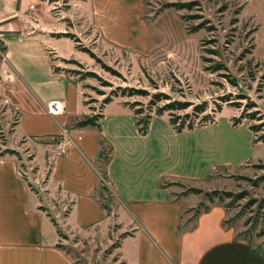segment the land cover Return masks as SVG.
I'll use <instances>...</instances> for the list:
<instances>
[{
	"label": "crops",
	"instance_id": "crops-1",
	"mask_svg": "<svg viewBox=\"0 0 264 264\" xmlns=\"http://www.w3.org/2000/svg\"><path fill=\"white\" fill-rule=\"evenodd\" d=\"M48 17L45 1L0 0L2 59L13 73L0 77V102L17 114L7 143L28 153L35 167L24 172L17 151H0V264H74L56 247L57 230L85 236L110 227L112 215L98 195L103 182L118 199L115 222L128 232L117 247L124 264H264L263 252L224 227L223 207L213 205L184 223L193 197H176L167 184L212 179L217 167L250 160L245 150L211 138L207 127L216 121L178 132L168 116L154 114L142 134L117 97L103 105L99 127L74 126L90 111L79 84L54 71L50 54L68 58L59 43L70 39L52 36ZM52 99L63 101L61 114L46 112ZM61 141L66 150L57 155Z\"/></svg>",
	"mask_w": 264,
	"mask_h": 264
},
{
	"label": "rangeland",
	"instance_id": "rangeland-1",
	"mask_svg": "<svg viewBox=\"0 0 264 264\" xmlns=\"http://www.w3.org/2000/svg\"><path fill=\"white\" fill-rule=\"evenodd\" d=\"M42 1L48 5V20L54 23L50 34L77 40L68 37L74 44L60 41L59 48L68 58L50 56L56 71L79 84L90 115H101L107 97L132 105H128L132 112L141 110L138 117L154 115L169 101L162 98L152 104L154 94L193 104L207 102L200 114L193 113L192 106L163 114L198 126L216 121L207 127L208 135L218 136L223 148L233 144L245 150L250 160L217 167L214 178L208 176L197 187L185 180L167 184L174 196L193 197L184 211V223L192 224L200 212L219 205L226 212L224 227L264 253V0ZM187 3L189 7L180 6ZM2 54L0 42V63ZM130 91L133 95H128ZM141 91L145 93H136ZM6 110L7 104L0 102V151L13 149L7 135L17 114ZM205 114L214 121L201 124ZM235 117L241 122L234 126ZM104 150L99 161L102 179L108 158ZM17 154L24 172L35 171L28 153ZM192 188L200 192H191ZM213 191L217 193L210 201L207 194ZM98 195L112 215L110 227L92 229L85 236L60 230L58 242L74 264H124L117 251L125 233L114 218L118 199L104 182Z\"/></svg>",
	"mask_w": 264,
	"mask_h": 264
},
{
	"label": "trees",
	"instance_id": "trees-1",
	"mask_svg": "<svg viewBox=\"0 0 264 264\" xmlns=\"http://www.w3.org/2000/svg\"><path fill=\"white\" fill-rule=\"evenodd\" d=\"M66 2H67V0H66ZM180 6L189 7L190 3L184 4V5H180ZM65 36L69 37L74 42L77 41L75 36H70V35H65ZM75 47L77 49H80L78 46H75ZM3 50H4V47H3ZM90 55H92V53H90ZM70 62L76 63L75 60H73V59L70 60ZM216 67L217 68L215 70L218 69V66H216ZM54 71H56V70L54 69ZM136 93H145V92L141 91V92H136ZM128 95H133V92L130 91V94H128ZM153 97H154V100H153L152 104H155L157 101L161 100L162 98L169 99V101L166 104H164L161 107L156 108L155 115H162L165 111L170 112V111L185 110V109H187L190 106L193 107V113H195V114L203 113L207 109V102L206 101H203V102H201L199 104H193L192 102L187 101V100H184V101H182V100H171L170 98H168L166 96L163 97L161 94H154ZM111 100H112L111 97L105 98L104 101H103V105L105 103L110 102ZM223 101H227V99L224 98ZM126 105H129L130 108H133L132 105H130L128 103H126ZM220 110H221V106L218 105L217 108H216V111H220ZM133 113H134L135 122H136V125L138 126L139 132L142 133V134H145L146 131H147V128H148V123H149V120L151 118V115L147 114V115H145V117H141V116L138 117L139 114L142 113V111L138 110V109L137 110L134 109ZM100 116L101 115H99V114L86 115V116L82 117L81 119H78L76 121V123L74 124V126L83 127V126L90 125V126L99 127L98 119L100 118ZM178 119H180V116H178L177 118L174 117V116H170L169 117L170 123L173 125L174 129L176 131H178V132L182 131L183 129H193L194 127L198 126V124L195 125L192 121H187L186 122L185 119H180L178 121ZM199 121L201 122V124H202V122H207V121L208 122H213L214 118L209 116L208 114H205ZM240 122H241V118L240 117H237V118L235 117V118L232 119V125H234V126L239 124ZM250 129L253 131L255 128H254V126H250ZM262 139L264 141V136H263ZM3 152L4 153H15V151L10 150V149H5V150H3ZM190 191L191 192H200V190L194 189V188H192ZM215 193H217V192L213 191L211 194H207L209 196L208 199L210 201H212V199H213L212 198V194H215ZM226 195H229V194H226ZM219 199H222V197H219ZM57 231H58V235L61 236L62 235L61 231L60 230H57ZM127 234H128V232H125L122 235V237L127 235ZM56 247L62 248L59 243L56 244Z\"/></svg>",
	"mask_w": 264,
	"mask_h": 264
},
{
	"label": "built area",
	"instance_id": "built-area-1",
	"mask_svg": "<svg viewBox=\"0 0 264 264\" xmlns=\"http://www.w3.org/2000/svg\"><path fill=\"white\" fill-rule=\"evenodd\" d=\"M30 8H32V6H30ZM12 71L10 69V67L8 66V64L5 62V60L3 59L2 62L0 63V77L1 78H10L12 76ZM46 112L52 116H56L59 115L63 112L64 110V104L62 100L59 99H52L49 100L46 103L45 106ZM56 154L57 155H61L62 153L65 152V145L63 144V141L57 143L56 145Z\"/></svg>",
	"mask_w": 264,
	"mask_h": 264
}]
</instances>
